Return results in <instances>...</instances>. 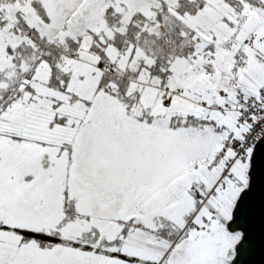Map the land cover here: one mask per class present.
Returning a JSON list of instances; mask_svg holds the SVG:
<instances>
[{
  "label": "snow or ice",
  "instance_id": "snow-or-ice-1",
  "mask_svg": "<svg viewBox=\"0 0 264 264\" xmlns=\"http://www.w3.org/2000/svg\"><path fill=\"white\" fill-rule=\"evenodd\" d=\"M0 264H264V0H0Z\"/></svg>",
  "mask_w": 264,
  "mask_h": 264
}]
</instances>
